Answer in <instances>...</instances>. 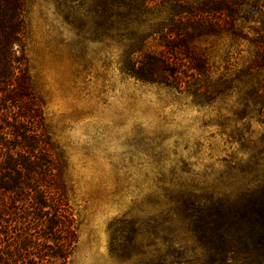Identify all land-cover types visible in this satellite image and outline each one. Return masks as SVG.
<instances>
[{
  "label": "rangeland",
  "instance_id": "obj_1",
  "mask_svg": "<svg viewBox=\"0 0 264 264\" xmlns=\"http://www.w3.org/2000/svg\"><path fill=\"white\" fill-rule=\"evenodd\" d=\"M26 6L29 73L78 226L68 264H200L202 251L176 219L175 201L259 179L263 116L241 114L238 87L198 103L131 76L140 31L108 19L102 0ZM254 9L246 8L248 37L264 24V4ZM198 46L228 77L245 68L252 49L225 33Z\"/></svg>",
  "mask_w": 264,
  "mask_h": 264
},
{
  "label": "trees",
  "instance_id": "obj_2",
  "mask_svg": "<svg viewBox=\"0 0 264 264\" xmlns=\"http://www.w3.org/2000/svg\"><path fill=\"white\" fill-rule=\"evenodd\" d=\"M102 2L108 19L140 31L131 76L198 103L238 87L241 114L257 111L264 123V24L252 29L254 37L242 34L246 8L264 0ZM26 13V0H0V264H68L78 226L29 73ZM222 33L252 48L232 77L215 73L210 53L198 46ZM175 203L176 219L202 251L200 264H264V172L235 192H187ZM174 253L183 259L184 252Z\"/></svg>",
  "mask_w": 264,
  "mask_h": 264
}]
</instances>
